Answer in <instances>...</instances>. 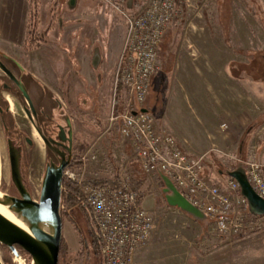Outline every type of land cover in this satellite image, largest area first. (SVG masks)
I'll return each instance as SVG.
<instances>
[{
    "label": "rangeland",
    "instance_id": "rangeland-1",
    "mask_svg": "<svg viewBox=\"0 0 264 264\" xmlns=\"http://www.w3.org/2000/svg\"><path fill=\"white\" fill-rule=\"evenodd\" d=\"M30 1L33 6L36 1L39 5L46 4L45 13L52 6V0ZM148 2L129 0L124 9L125 15L138 14ZM108 3L111 4L109 11H113L118 19L112 36L111 57L106 66L113 72L124 38V24L127 26V23L121 11L115 9L116 2L106 1L105 7ZM86 7L88 1L79 0L77 12L84 11ZM176 7V17L165 32L159 51L160 70L152 81L144 109L151 112L158 125L174 133L178 140L185 138L188 143L198 145L200 155L207 153L205 177L224 188L231 179L227 171L236 168L239 162L230 159L236 156L218 143L217 136L222 135L225 126H229L228 121L236 115L241 114L244 124H248L264 113L262 76H258L262 83L254 86L249 79L236 78L229 72L232 63L250 65L255 53H264V0H177ZM62 9L67 10L65 6ZM67 17L70 16L64 13L63 18ZM56 25L58 27V23ZM58 68L62 70L61 63ZM110 78L112 80V76L108 81ZM100 89L103 92V87ZM100 89L96 94L97 102L89 100L88 105L83 102L82 95L81 99L76 95L62 100L61 91H57L60 105L65 103L68 109L72 107L67 113L74 119V155L80 159L92 150L98 156L97 161L87 166L89 179H114L117 175L121 182L129 181L128 168L134 167L137 171L139 163L127 149L118 126H110L109 123L113 93L120 101L123 92L115 91V86L111 84L107 94L100 97ZM204 130L214 132L217 138L212 140L209 136L211 140L199 146ZM29 134L32 135V131L29 130ZM32 136L42 155L30 169L32 194H37L43 178L44 150L39 138ZM213 156L218 162H214ZM0 176V183H11L1 126ZM154 194L159 202L156 209L148 211L154 221V230L142 264H264L261 262L264 254L256 251L264 244V225L258 232L221 235L209 220L206 226L204 223L197 224L180 210L169 207L161 187L156 188ZM142 206L146 209L143 201ZM62 213L63 243L67 251L62 258L63 264H104L103 258L92 247L86 212L64 205ZM0 259L3 264H29L25 255L14 257L11 262L8 252L1 247ZM6 259L10 262L5 263Z\"/></svg>",
    "mask_w": 264,
    "mask_h": 264
},
{
    "label": "built area",
    "instance_id": "built-area-1",
    "mask_svg": "<svg viewBox=\"0 0 264 264\" xmlns=\"http://www.w3.org/2000/svg\"><path fill=\"white\" fill-rule=\"evenodd\" d=\"M176 3L177 0H149L141 12L130 16L116 4L127 23L117 69V92L122 85L125 98L119 111L116 95L110 126H118L120 135L130 141L131 154L146 176H167L218 233L227 236L259 230L264 217L256 219L250 214L239 183L232 178L224 188L211 183L204 174L208 154L188 155L173 134L158 125L151 112H141L160 70L159 51L165 32L176 17ZM230 159L240 162L236 157ZM97 160L96 153L89 150L80 157L79 164L64 170L63 181L78 189L82 204L90 210L102 242L104 264H133L137 251L151 238L153 218L128 180L121 182L119 190L89 184L87 166ZM244 166L252 189L264 199V164L248 159Z\"/></svg>",
    "mask_w": 264,
    "mask_h": 264
},
{
    "label": "crops",
    "instance_id": "crops-1",
    "mask_svg": "<svg viewBox=\"0 0 264 264\" xmlns=\"http://www.w3.org/2000/svg\"><path fill=\"white\" fill-rule=\"evenodd\" d=\"M109 4L110 3L106 4L105 10L99 7V1H88V7H86L84 11L70 16L68 18L69 21L76 20V22L67 23V27L61 30L59 44L63 46L54 45L55 41L52 39L54 38L52 35L53 33H47L48 27L46 26L50 19L48 16H45L46 4H38L39 9L35 11H37L38 32H42L41 36L43 40L40 41L37 48L32 49L30 52H26L25 47L27 45L28 28L31 24L33 15V5L30 0H0V48L9 54L29 62L32 74L55 94L60 90L61 92H67V98H74V96L78 95V99H81L80 95H82L84 98L83 102L87 105L89 100L91 102L92 100L97 102L96 94H98V89L100 87H103V92L101 91L102 88L99 92L100 97L107 94L108 89L106 88H110L111 84L115 86V91L117 90L118 62L124 46L127 30L124 24V38L118 49L115 70L110 72L106 66L111 57L112 36L114 28L118 24V19H116L110 11H107V9H109L108 7L111 5ZM115 9L119 10L116 7ZM45 23L47 24L46 26ZM76 32L77 36H79L77 41L72 39V34L74 35ZM95 52H99L100 54L97 68L93 66V56ZM60 63L63 67L61 71L58 68ZM102 69H104V71ZM81 71H83V75ZM109 76H112V80L110 78V81H108ZM249 80L254 83V86L262 83L261 80ZM260 88L262 89V86H260ZM122 92L123 96L120 97L121 100L118 101L119 111L122 110V103L125 98L124 89ZM116 95V93H113L110 104V114ZM69 109L72 110V107ZM240 115L241 114L236 115L228 121L229 126H225L222 135L217 136L218 138L214 132L204 130L200 138L202 143L200 141L199 146L206 145L208 140H211L209 139V136H211L212 140L213 138H217L219 141L218 143H221L225 149L229 150L239 160L243 159L245 156V161L254 159L264 164V123L258 128L249 131V127L264 115V113L248 124H244V118H241ZM73 120L74 119H72V121ZM172 134L180 147L188 155L196 157L201 154L198 145L188 143L185 138H180L178 140L175 134ZM121 138L126 143L127 149L131 153L130 141L122 136ZM196 139L198 138L196 137ZM158 187H161L159 177L147 176V183L143 190L147 193L146 197L143 199V205L146 206L147 211L156 209L159 199L158 196L154 197L156 195L154 191L156 192V188L158 189ZM193 221L197 224L201 223L195 220ZM148 243L145 247L137 251L133 259V264L143 263L146 258L145 256L148 254L146 251ZM256 251L264 254V244L259 248L257 247ZM261 262L264 263V257L261 259Z\"/></svg>",
    "mask_w": 264,
    "mask_h": 264
},
{
    "label": "water",
    "instance_id": "water-1",
    "mask_svg": "<svg viewBox=\"0 0 264 264\" xmlns=\"http://www.w3.org/2000/svg\"><path fill=\"white\" fill-rule=\"evenodd\" d=\"M98 64L96 61L93 62L95 68ZM230 74L239 79L260 80L258 78L260 75L261 79H264V53H255L250 65L232 63ZM21 89L25 91L23 86ZM26 97L29 101L27 95ZM29 105L30 109H27L26 113L57 162L47 164L39 192L31 194L24 185L25 180L21 171L22 155L19 151H13L11 144L9 145L11 181L16 186L19 197L4 194L0 190V207L7 209L19 224L0 212V245L6 246L15 258H20L17 251L19 247L28 255L29 264H59L63 243V180L65 168L73 162V122L70 115L65 112L61 118L55 120L54 130L57 135L47 139L39 125L36 111L31 103ZM61 109L63 106L60 105L55 114L56 111L61 113ZM141 112L145 113L147 110L141 109ZM263 121L264 115L249 127V131L254 130V126ZM244 162L245 156L235 169L227 171V175L239 183L240 193L247 200L250 214L254 217H264V199L252 189ZM160 179L164 184L162 194L169 207L180 210L205 226L208 224L206 215L186 200L167 176L160 175ZM98 239L101 241L100 237ZM0 264H3L1 259Z\"/></svg>",
    "mask_w": 264,
    "mask_h": 264
},
{
    "label": "flooded vegetation",
    "instance_id": "flooded-vegetation-1",
    "mask_svg": "<svg viewBox=\"0 0 264 264\" xmlns=\"http://www.w3.org/2000/svg\"><path fill=\"white\" fill-rule=\"evenodd\" d=\"M87 1H99V7L105 9L104 2L106 1H114L116 4H120V6L125 9L126 4H129V0H87ZM37 1L35 2V6H33V13L36 15L35 10L39 9ZM51 9L46 12V15L49 17L50 21L48 22V31L47 33H53L54 36L53 41L55 43H59L61 30L67 27V23L76 22V20L69 21L63 18L64 13L69 16L76 15L81 13L82 11H78L79 0H52L50 2ZM33 5V4H32ZM110 5V4H109ZM65 6L67 10L62 9ZM111 6V5H110ZM110 8V7H108ZM106 10V9H105ZM109 12V9H107ZM110 13L114 16V12L110 11ZM60 16V20L58 17ZM58 27H57V23ZM41 31L38 32L39 37L42 39ZM81 36V35H80ZM51 37V36H50ZM77 32L72 34V39L77 41ZM63 46L62 44H58ZM37 48L33 47V45H26L25 51L30 52L32 49ZM99 52H95L93 56V62H99ZM21 86L24 87L25 91L23 92ZM99 86V85H98ZM100 87V86H99ZM106 88V87H105ZM100 89V88H99ZM107 89V88H106ZM62 100L66 99L67 92L62 91ZM29 98V101L26 97ZM63 103V101H61ZM32 104L34 110L37 113L39 125L43 131V135L45 138L55 137L57 133L54 130L55 120L56 118H61V116L65 112H69L68 107L65 103H63V109H61V113L55 110L60 106V99L58 96L52 92L46 85H44L41 81H39L31 72L29 67V62L26 60L16 57L12 54L5 52L0 48V126L2 129L3 137L5 140V144L8 152L9 159V169H10V179H11V163L9 156V145L11 144V148L13 151H19L22 155V164L21 171L22 176L25 180L26 189L32 194L33 186L31 182V167L34 165L41 155V148L38 149V144L35 139H33L32 135H35L39 138V141L42 142V149L44 150V170L46 166L50 162H57L54 154L51 150H49L46 142L38 133L37 129L34 127L33 123L29 119L26 110L30 109V105ZM73 122V121H72ZM74 124V123H73ZM57 127V126H56ZM74 128V125H73ZM29 130L32 131V135L29 134ZM74 146H73V159L75 157V129L73 132ZM63 150V148H61ZM31 160L28 162V160ZM67 168V167H66ZM65 168V169H66ZM1 180V176H0ZM6 188L8 190H6ZM0 190L4 194H9L14 197H19V192L16 186L12 183L5 185L2 181L0 183ZM37 191V190H36ZM2 249L8 252L9 259L13 260L15 256L13 253L4 245H0ZM17 251L19 256H24V251H21L19 247H17ZM10 260H5V263H9Z\"/></svg>",
    "mask_w": 264,
    "mask_h": 264
},
{
    "label": "trees",
    "instance_id": "trees-1",
    "mask_svg": "<svg viewBox=\"0 0 264 264\" xmlns=\"http://www.w3.org/2000/svg\"><path fill=\"white\" fill-rule=\"evenodd\" d=\"M118 5H120L118 3ZM41 39L38 34V22H37V17L33 13L32 19H31V24L28 28V34H27V45H33V47H38ZM243 53V52H242ZM251 54V53H250ZM252 55V54H251ZM122 91L123 87L122 85L119 84L118 86V91ZM264 123V121L261 124H258L254 126L255 128H258ZM212 159L214 162H218V160L213 156ZM79 159L74 157L73 162L69 165V167H74L77 164H79ZM235 169V167L233 168ZM129 185L132 191L138 194L139 196V202L142 203L143 199L146 197L147 193L144 190L146 183H147V176L143 173V171L140 168V165L138 167V170L134 169V167H129ZM142 174V176H141ZM161 187L164 186L162 180L159 178ZM89 184L94 187H109L113 190H119L121 188V180L119 176L116 175L114 179H102V180H95L91 179L89 181ZM63 196H62V206H67L70 209H75V208H81L83 209L86 214L88 215V224H89V229H90V235H91V240H92V247L95 249V253L98 254L100 257L103 258L102 255V242L99 241V233L95 227V225L91 221V213L89 208L82 204L81 202V197L79 195L78 189L71 185V184H66L63 183ZM63 214V213H62ZM258 219V217H256ZM255 232H258L257 230ZM251 232L245 231L242 233V235L249 234ZM81 243V242H80ZM64 243L62 244L61 247V253L59 257V264H63V255H67V251L65 250ZM65 250V251H64ZM23 251V250H21ZM25 256H28L25 252H23ZM104 260V258H103ZM105 262V261H104ZM68 264V263H67Z\"/></svg>",
    "mask_w": 264,
    "mask_h": 264
},
{
    "label": "bare ground",
    "instance_id": "bare-ground-1",
    "mask_svg": "<svg viewBox=\"0 0 264 264\" xmlns=\"http://www.w3.org/2000/svg\"><path fill=\"white\" fill-rule=\"evenodd\" d=\"M0 212L2 213V214H4L5 216H7L9 219H11V220H13L14 222H16V223H18L19 224V222H17L15 219H14V216L7 210V209H5V208H3V207H0Z\"/></svg>",
    "mask_w": 264,
    "mask_h": 264
}]
</instances>
